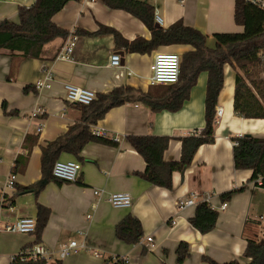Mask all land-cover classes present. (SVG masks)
Wrapping results in <instances>:
<instances>
[{"label": "crops", "instance_id": "obj_1", "mask_svg": "<svg viewBox=\"0 0 264 264\" xmlns=\"http://www.w3.org/2000/svg\"><path fill=\"white\" fill-rule=\"evenodd\" d=\"M138 1L154 7L155 15L161 18L159 27L167 30L181 21L208 35L210 48L215 47V34L244 31L235 22L236 0ZM35 2L0 0V22H18L19 9ZM53 22L67 31L68 37L72 33L78 37L71 61L57 60L68 37L47 44L38 59L0 51V264H11L26 246L35 243L34 234H13L5 228L20 218L36 219L37 203L51 210L42 242L37 244L48 251L49 264H108L107 260L115 257L125 258L127 264H176V250L181 242L189 244L191 253L184 264H207L202 260L204 256L218 264L235 261L248 264L249 260L244 258L247 236L253 232L260 238L264 229V189L259 187L261 179L259 185L250 181L251 171L235 169L231 138H264V120H245L234 114L236 72L228 64L216 108L222 109L223 114L216 125L215 143L202 146L191 166L173 174L172 191L153 186L139 176L147 164L127 137H169L164 160L179 162L181 139L198 134L205 127L207 73L199 76L189 100L176 113L153 112L139 100L138 94L125 96L123 104L110 109L90 128L91 132L93 129L107 132L112 140L117 138L119 146L89 143L81 153V162L73 155L62 154L59 161H78L82 166L76 183H47L38 197L34 191H21L45 183L43 149L86 126L84 108L66 100V85L92 90L97 96L131 87L144 93L150 91L159 98L165 87L148 83L154 55L157 52L182 55L190 50L171 46L151 55H140L118 49L114 37L104 33V28L114 29L127 41L138 37L150 40L151 32L139 19L124 11L111 10L100 0L69 2L54 16ZM115 53L122 59V67L118 69L108 66L110 56ZM47 75L51 78L46 82ZM39 109L43 113L33 117ZM40 124L42 130L38 131ZM19 157L28 158L27 164L16 173L14 186L8 188L6 183ZM242 187L245 191L227 201L223 210L222 195ZM94 189H103L105 194L96 197ZM16 193L11 212L4 198H12ZM121 193L131 196L130 208L117 209L109 203L110 195ZM189 199L195 205L179 210V202ZM203 202L219 213L214 231L207 235L190 223L198 204ZM129 214L142 224L143 244L127 245L116 238V226ZM147 238H152V242L148 243ZM72 241L86 242L91 251L81 250L61 260V248Z\"/></svg>", "mask_w": 264, "mask_h": 264}, {"label": "trees", "instance_id": "obj_2", "mask_svg": "<svg viewBox=\"0 0 264 264\" xmlns=\"http://www.w3.org/2000/svg\"><path fill=\"white\" fill-rule=\"evenodd\" d=\"M72 1L80 0H36L30 7H21L18 22L3 20L0 22V51L20 54L25 59H38L43 48L57 38H67L68 32L59 28L53 18ZM111 10L124 11L139 19L151 32L150 40L141 37L127 41L114 29L104 28V33L114 37L116 47L129 54L151 55L163 47L185 46L190 50L183 53L180 79L177 84L162 86L164 94L156 98L150 91L144 93L131 87L114 90L110 94H101L89 106L78 104L84 108V126L77 134L69 132L61 139L48 144L43 149L42 175L43 186H31L21 191L39 192L47 183L63 185L64 182L53 176V167L62 154L73 155L79 162L83 160L81 153L89 143L105 146H119L110 138L94 136L90 130L93 125L105 116L113 107L124 103L125 96L138 94L139 100L153 112L180 111L190 98L192 89L197 85L202 73L208 74L205 99V127L195 135L181 139L182 154L179 162H165L164 154L169 148L171 138L160 136H129L128 143L144 159L147 164L144 173L139 176L146 182L168 191L173 189V174L183 172L191 166L197 151L204 145L215 143L216 108L219 96L224 87L225 65H230L236 72L234 96V114L245 120H264V9L246 0L235 2V22L244 28L242 33L215 34V47L208 46L209 36L197 29L185 26L181 21L170 29L157 27L155 9L146 2L138 0H100ZM63 141V142H62ZM233 143V163L237 171H251L250 181L261 179L259 187L264 189V138L241 136L231 138ZM28 158L16 160L12 175L27 164ZM23 162V163H22ZM245 187L222 195L223 202L230 201L236 194L243 193ZM4 198L7 206L15 207V198ZM1 205V204H0ZM35 243L26 246L15 256L11 264H49L48 261L26 260L27 251L42 242L43 232L51 217L50 208L37 203ZM219 213L208 203H200L190 223L202 235L214 231ZM116 238L127 245H138L144 237L143 227L139 219L132 214L127 215L116 226ZM246 231V230H245ZM248 234V233H247ZM247 248L244 258L248 264H264V239L250 232L247 236ZM146 252V250H144ZM177 263L184 264L190 257V246L181 242L176 250ZM120 257H117L119 259ZM25 259V260H24ZM203 262L218 264L204 256ZM108 264H126L122 260H107ZM56 264H61L57 262ZM230 264H239L232 262Z\"/></svg>", "mask_w": 264, "mask_h": 264}, {"label": "built area", "instance_id": "obj_3", "mask_svg": "<svg viewBox=\"0 0 264 264\" xmlns=\"http://www.w3.org/2000/svg\"><path fill=\"white\" fill-rule=\"evenodd\" d=\"M80 1H86V0H80ZM246 1L264 9V0H246ZM155 20L157 24L159 25L161 24V18L159 17L158 14L155 15ZM77 41H78V37L74 33H72L68 37L63 48L58 54L57 60L71 61L72 53L76 47ZM181 61H182V56L179 54L157 52L154 55L152 74L148 79V83L151 86H170L177 84L180 79ZM108 66L113 69L121 68L122 59L120 54L118 53L112 54L110 56ZM129 74L132 75L133 73L129 72ZM50 78L51 76L47 75L46 82L49 81ZM65 95L68 103L80 104L84 106L91 105L97 99L96 92L89 89L79 88L70 84L65 86ZM42 113H43L42 110L39 109L35 111L32 116L37 117L40 116ZM222 114H223L222 109L216 110V125L219 123ZM41 130H42V124L38 126V131ZM92 134L94 136L101 138H110L107 132L98 129H93ZM114 141L118 142V139L114 138ZM81 168L82 166L78 161H58L55 163L53 167V176L64 183H76L78 181ZM15 180H16V176L11 175L6 183V187L12 188L15 184ZM93 194L96 197H102L105 194V191L103 189L100 190L94 189ZM108 201L114 208L117 209H128L132 206L131 196L124 193L110 195ZM194 205H195V201L193 199L181 201L178 204L179 210L181 211L189 207H192ZM227 206L228 203L225 202L222 205V209L223 210L226 209ZM9 210L12 212L14 210V206H10ZM87 218H90V216H88ZM5 230L13 234L32 235L35 233L36 230V219L28 218V217L20 218L14 225L7 226ZM146 241L148 243H151L152 238H147ZM140 243L143 244L144 240L142 239ZM81 250L91 251V249L87 246L86 242L79 244L77 241H72L61 248L59 257L61 260H64L73 255L78 254ZM95 254L98 256L99 252L95 251ZM26 257H27L25 258L26 260H32V261L50 260L48 251L41 245H36L33 248H31V250H28ZM113 260L114 261L122 260L127 264V260L122 257H120L119 259L115 257L113 258Z\"/></svg>", "mask_w": 264, "mask_h": 264}, {"label": "rangeland", "instance_id": "obj_4", "mask_svg": "<svg viewBox=\"0 0 264 264\" xmlns=\"http://www.w3.org/2000/svg\"><path fill=\"white\" fill-rule=\"evenodd\" d=\"M264 225V222H263ZM262 237H264V229H262V231L260 232V238L258 237V239H261Z\"/></svg>", "mask_w": 264, "mask_h": 264}, {"label": "water", "instance_id": "obj_5", "mask_svg": "<svg viewBox=\"0 0 264 264\" xmlns=\"http://www.w3.org/2000/svg\"><path fill=\"white\" fill-rule=\"evenodd\" d=\"M156 26H157V27H159V25H158V24H157Z\"/></svg>", "mask_w": 264, "mask_h": 264}]
</instances>
